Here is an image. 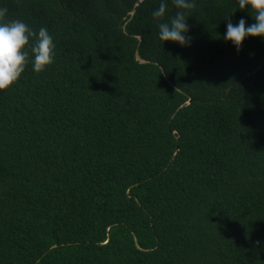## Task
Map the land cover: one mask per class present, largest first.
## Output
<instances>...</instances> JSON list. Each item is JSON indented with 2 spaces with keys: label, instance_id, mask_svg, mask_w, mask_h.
<instances>
[{
  "label": "trees",
  "instance_id": "1",
  "mask_svg": "<svg viewBox=\"0 0 264 264\" xmlns=\"http://www.w3.org/2000/svg\"><path fill=\"white\" fill-rule=\"evenodd\" d=\"M137 1L0 0L56 45L0 90V264H264V40L195 0L162 42Z\"/></svg>",
  "mask_w": 264,
  "mask_h": 264
},
{
  "label": "clouds",
  "instance_id": "2",
  "mask_svg": "<svg viewBox=\"0 0 264 264\" xmlns=\"http://www.w3.org/2000/svg\"><path fill=\"white\" fill-rule=\"evenodd\" d=\"M176 9L169 19L158 23L160 41L175 42L181 47L190 46L191 36L186 22L194 10L195 0H171ZM169 0H160L153 11L154 18H162L168 14ZM237 8L248 9L254 22L247 24L241 17L233 23L227 16L222 39L231 42L239 52L242 43L248 37H260L264 40V0H237ZM8 9L0 7V90L11 87L31 62L33 72H43L51 65L56 56V45L53 36L46 27L34 31L23 20L7 19Z\"/></svg>",
  "mask_w": 264,
  "mask_h": 264
},
{
  "label": "water",
  "instance_id": "3",
  "mask_svg": "<svg viewBox=\"0 0 264 264\" xmlns=\"http://www.w3.org/2000/svg\"><path fill=\"white\" fill-rule=\"evenodd\" d=\"M140 1H141V0H138V1H137V4L140 3ZM190 101H191V99L188 100V102H190Z\"/></svg>",
  "mask_w": 264,
  "mask_h": 264
}]
</instances>
